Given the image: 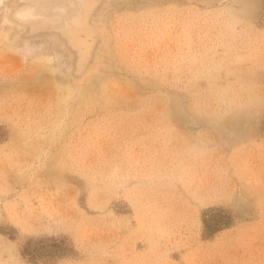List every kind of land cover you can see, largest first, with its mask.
<instances>
[{"label": "rangeland", "instance_id": "rangeland-1", "mask_svg": "<svg viewBox=\"0 0 264 264\" xmlns=\"http://www.w3.org/2000/svg\"><path fill=\"white\" fill-rule=\"evenodd\" d=\"M0 264H264V0H0Z\"/></svg>", "mask_w": 264, "mask_h": 264}, {"label": "bare ground", "instance_id": "bare-ground-1", "mask_svg": "<svg viewBox=\"0 0 264 264\" xmlns=\"http://www.w3.org/2000/svg\"><path fill=\"white\" fill-rule=\"evenodd\" d=\"M57 71H58V70H57ZM64 91H65V90H64ZM63 93H64V92H63ZM203 184H204V183H203ZM207 185H208V184H207ZM202 186H203V185H202ZM204 187H206L205 184H204ZM207 187H208V186H207Z\"/></svg>", "mask_w": 264, "mask_h": 264}]
</instances>
